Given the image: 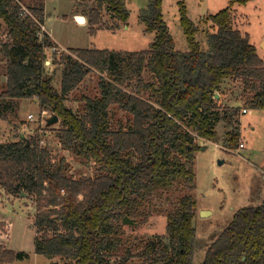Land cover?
<instances>
[{
	"label": "trees",
	"instance_id": "trees-1",
	"mask_svg": "<svg viewBox=\"0 0 264 264\" xmlns=\"http://www.w3.org/2000/svg\"><path fill=\"white\" fill-rule=\"evenodd\" d=\"M162 1L149 0L140 15L146 30L156 34L149 50L70 48V54L61 55L64 73L59 90L46 76L45 50L54 47V41L48 32L40 33L45 1L35 0V5L27 7L20 0H0V19L7 29L5 40L0 41L7 76L0 119L11 99H37L42 110L61 118L64 149L95 162L100 170L96 176L69 175L67 158L55 159L49 148H40L38 138L0 143V187L12 195L36 198L37 254L73 264H114L112 259L123 243L125 216L149 218L146 205L171 191L178 181L195 189L199 149L195 136L213 139L217 135L220 113L214 97L225 80H243L244 89L251 92L244 108L264 109V61L248 35L233 28L230 8L209 15L216 31L207 34L209 49L203 51L196 37L199 28L186 4L179 1L180 24L189 46L182 52L176 50L164 20ZM91 2L93 6L82 13L91 31L102 23L103 10L118 21L129 19L126 0ZM23 7L30 13H24ZM92 71L100 73L101 92L97 98H86L83 118L65 101ZM145 71L154 81L145 79ZM113 104L132 114L127 128L109 130ZM230 135L237 142V134ZM196 202L193 195H185L168 212V242L161 240L158 247L151 242L144 262L193 264ZM27 255L0 244V264ZM202 264H264V200L235 213L208 246Z\"/></svg>",
	"mask_w": 264,
	"mask_h": 264
},
{
	"label": "rangeland",
	"instance_id": "rangeland-1",
	"mask_svg": "<svg viewBox=\"0 0 264 264\" xmlns=\"http://www.w3.org/2000/svg\"><path fill=\"white\" fill-rule=\"evenodd\" d=\"M29 7L35 0H20ZM47 21L45 30L51 32L54 47L46 49V76L60 90L64 65L60 63L62 54H70V48L111 49L117 52H137L149 50L155 41V32L147 31L141 23L140 15L147 8L149 0H126L130 16L127 22L113 19L106 10L102 12V23L97 30L91 31L89 25L79 23L74 14H82L93 6L92 0H44ZM179 1H183L189 17L199 28L196 35L201 49H209L207 34L215 32L216 27L208 20L209 15L221 9L230 8L233 28L248 35L250 43L255 45L258 55L264 61V0H163L162 12L169 31L175 40L176 50L188 51L189 46L180 24ZM87 17V16H86ZM88 20V17H87ZM6 25L0 19V38L5 39ZM49 33V32H48ZM50 35V34H49ZM56 60V61H55ZM51 61V62H50ZM6 63L0 58V96L6 90ZM146 80L154 81L148 71ZM100 73L90 72L85 79L66 96V105L83 118L86 114V98L100 96ZM241 79L228 78L222 89L215 93V109L219 114L215 123L217 135L213 139L195 136L199 149L195 153L196 187L191 190L184 182H176L171 191L146 205L149 218L141 216L133 223H123L122 245L113 257L114 264H132L143 262L145 248L154 242H168L167 214L174 209L185 195L195 197L196 214L193 225L196 229L193 264H202L208 246L218 238L235 213L248 206L260 205L264 200V109H249L245 114V102L251 98V92L244 89ZM9 102L10 99H6ZM6 115L0 119V143L19 139L38 138L40 148H49L55 159L67 158L68 174L96 176L99 165L79 157L76 151L64 149L61 130L64 128L61 118L50 124V111L43 113L35 98L11 99ZM32 114L33 119L28 116ZM109 130L128 127L132 114L119 104L109 109ZM237 134L233 142L230 134ZM62 143H61V141ZM244 142L243 147H239ZM219 161H223L219 164ZM12 195L0 187V244L16 252L25 251L28 255L10 264H73L61 258L50 259L35 252V238L40 236L34 225L37 213L35 197ZM206 210L207 215L201 211ZM5 219V220H4ZM3 220V221H2ZM124 256V257H123ZM126 256V257H125ZM124 258V259H123Z\"/></svg>",
	"mask_w": 264,
	"mask_h": 264
},
{
	"label": "water",
	"instance_id": "water-1",
	"mask_svg": "<svg viewBox=\"0 0 264 264\" xmlns=\"http://www.w3.org/2000/svg\"><path fill=\"white\" fill-rule=\"evenodd\" d=\"M75 18H76V20L79 23H84V22L87 21L86 16L83 15V14H79V15L77 14V15H75ZM58 121H59V117L56 114H53L50 117V119H48L49 125L50 124L57 123ZM222 163H223V161H219V164H222ZM24 195H26V194H24ZM201 213H202L203 216L204 215H207V211L206 210H202ZM123 223H130V224H132L133 223V219L129 218L128 216H125L123 218ZM52 264H58V263L57 262H53ZM132 264H149V263L143 261V262H133Z\"/></svg>",
	"mask_w": 264,
	"mask_h": 264
},
{
	"label": "built area",
	"instance_id": "built-area-1",
	"mask_svg": "<svg viewBox=\"0 0 264 264\" xmlns=\"http://www.w3.org/2000/svg\"><path fill=\"white\" fill-rule=\"evenodd\" d=\"M23 12L24 13H30V10L27 8V7H23ZM44 32H46V30H45V24H43L42 25V29H41V36L43 35V33ZM7 36V35H6ZM6 36H5V38H6ZM1 37V36H0ZM2 39L0 38V41H1ZM5 40V39H4ZM249 111V109H246V108H244L243 109V113H247ZM43 113L45 114V113H47V111H43ZM30 119H33V115L32 114H30L29 116H28ZM244 146V142H240V144H239V147H243Z\"/></svg>",
	"mask_w": 264,
	"mask_h": 264
},
{
	"label": "crops",
	"instance_id": "crops-1",
	"mask_svg": "<svg viewBox=\"0 0 264 264\" xmlns=\"http://www.w3.org/2000/svg\"><path fill=\"white\" fill-rule=\"evenodd\" d=\"M46 4V3H45ZM45 15H46V6H45ZM74 15H76V14H74ZM86 19H87V17H86ZM46 21H47V16L45 17V23L44 24H46ZM88 21V20H87ZM84 24V23H83ZM85 24H86V22H85ZM48 32H49V34L52 36V34H51V32L48 30ZM52 40L54 41V43H56L55 42V40H54V38L52 37ZM57 44V43H56ZM51 62V61H50ZM5 220V219H4ZM3 221V220H2Z\"/></svg>",
	"mask_w": 264,
	"mask_h": 264
},
{
	"label": "bare ground",
	"instance_id": "bare-ground-1",
	"mask_svg": "<svg viewBox=\"0 0 264 264\" xmlns=\"http://www.w3.org/2000/svg\"><path fill=\"white\" fill-rule=\"evenodd\" d=\"M85 23V22H84Z\"/></svg>",
	"mask_w": 264,
	"mask_h": 264
}]
</instances>
